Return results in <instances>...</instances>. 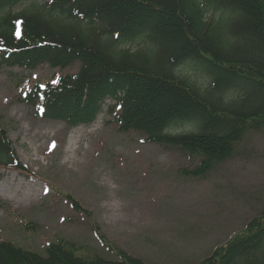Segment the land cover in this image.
I'll list each match as a JSON object with an SVG mask.
<instances>
[{
    "label": "trees",
    "instance_id": "16d2710c",
    "mask_svg": "<svg viewBox=\"0 0 264 264\" xmlns=\"http://www.w3.org/2000/svg\"><path fill=\"white\" fill-rule=\"evenodd\" d=\"M27 1L0 0L1 61L80 64L31 90L41 116L76 126L110 99L119 130L200 157L185 171L194 177L228 159L247 131L264 129V0H52L13 11ZM209 9L219 16L206 19ZM135 41L139 49L124 46ZM186 62L207 75L205 89L177 72ZM184 124L195 130L173 133ZM0 166L23 169L1 127ZM94 233L118 260L59 239L43 254L0 241V264H146ZM195 264H264V211Z\"/></svg>",
    "mask_w": 264,
    "mask_h": 264
},
{
    "label": "rangeland",
    "instance_id": "374dc122",
    "mask_svg": "<svg viewBox=\"0 0 264 264\" xmlns=\"http://www.w3.org/2000/svg\"><path fill=\"white\" fill-rule=\"evenodd\" d=\"M51 2L31 0L13 11ZM210 11L206 19L220 14ZM79 65L0 59V127L23 167L0 166V241L43 254L62 239L79 253L118 260L96 238L97 227L146 264H195L264 211V129L247 131L228 159L202 177L190 176L185 171L200 157L119 130L110 99L94 120L76 126L41 116L28 99L31 90L76 73ZM177 72L205 89L208 78L199 66L186 62ZM194 130L184 124L173 133Z\"/></svg>",
    "mask_w": 264,
    "mask_h": 264
}]
</instances>
